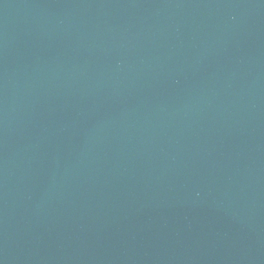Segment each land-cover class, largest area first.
<instances>
[{
  "label": "water",
  "instance_id": "1",
  "mask_svg": "<svg viewBox=\"0 0 264 264\" xmlns=\"http://www.w3.org/2000/svg\"><path fill=\"white\" fill-rule=\"evenodd\" d=\"M0 264H264V0H0Z\"/></svg>",
  "mask_w": 264,
  "mask_h": 264
}]
</instances>
